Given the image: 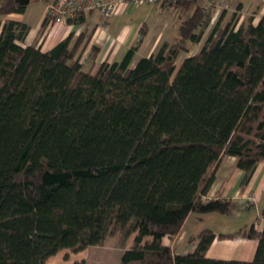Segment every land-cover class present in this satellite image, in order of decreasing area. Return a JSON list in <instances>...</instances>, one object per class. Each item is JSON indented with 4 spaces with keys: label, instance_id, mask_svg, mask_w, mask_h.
<instances>
[{
    "label": "trees",
    "instance_id": "1",
    "mask_svg": "<svg viewBox=\"0 0 264 264\" xmlns=\"http://www.w3.org/2000/svg\"><path fill=\"white\" fill-rule=\"evenodd\" d=\"M172 3L189 14L176 41L135 65L145 31L113 63L98 62L91 46L86 67L85 35L48 51L25 45L30 25L2 18L27 4L0 0V264H46L119 233L135 234L120 264H264V228L255 225L204 228L187 254L163 241L192 213H233L232 198L204 199L222 158L238 157L244 185L264 161V14L242 21L235 12L222 26L223 13L201 50L178 64L217 5ZM236 235L257 240L252 261L206 256L217 237Z\"/></svg>",
    "mask_w": 264,
    "mask_h": 264
},
{
    "label": "crops",
    "instance_id": "2",
    "mask_svg": "<svg viewBox=\"0 0 264 264\" xmlns=\"http://www.w3.org/2000/svg\"><path fill=\"white\" fill-rule=\"evenodd\" d=\"M157 6L164 5L130 4L123 6L112 17H106L98 11H91L85 13V20L82 23H53L47 17V0H33L27 4L24 12L11 13L3 17L2 21L8 18L28 23L30 31L25 45L36 44L44 51L50 50L70 34H73L72 43L83 34L85 40L89 41L83 59L90 60L91 46H96L98 47V62L108 61L110 63L120 61L145 31L132 63L135 65L140 57L153 53L164 41V34L161 30H156L154 21L149 20L152 11ZM244 177L245 172L238 166V157L229 155L222 158L216 169L215 180L207 194L204 195V199L232 198L237 201V206L231 215L217 212L207 213L219 215H210L211 220L207 221V225L202 229L209 227L217 234H221L234 233L252 225H255L258 230L264 228V161L258 163L252 178L245 185L243 184ZM192 214L188 216L177 235L165 236L163 239L164 243L171 245L176 253L187 254L196 248L197 241L192 242L183 250L180 248L178 250L177 245L174 244ZM200 219L207 220L204 217ZM257 245V240L243 235L230 238L217 237L206 256L211 259L252 261Z\"/></svg>",
    "mask_w": 264,
    "mask_h": 264
},
{
    "label": "rangeland",
    "instance_id": "3",
    "mask_svg": "<svg viewBox=\"0 0 264 264\" xmlns=\"http://www.w3.org/2000/svg\"><path fill=\"white\" fill-rule=\"evenodd\" d=\"M220 1L221 0H217V2ZM138 5L152 4L145 3ZM239 5H241L240 10L238 8ZM161 9L163 10L161 11ZM235 12L239 14L242 21H246L252 15L258 20L264 14V0H224L223 3L216 7L211 23L201 42L190 45L189 52L181 54L178 59V64H180L188 55L197 54L201 50L223 13H225V15L222 20V26H225L232 20ZM188 16V12L184 11L178 3H172L165 6H157L154 11H152L149 20L154 21V24H156V30L159 29L162 34H164L163 40L176 41L180 36L179 28L181 21ZM83 62L86 67L91 63V61L87 59H83ZM254 211L256 213V210ZM210 215L219 214H203L202 217L207 219L206 221L200 219L199 215L197 216L195 213L191 215L186 226L179 234L177 241L174 243L177 245L176 248H178V250L179 248L180 250H183L190 246V237L197 235L200 230L207 225V221L209 222L211 220ZM134 237L135 234L125 237L123 234L119 233L109 236L103 245L88 246L82 250L65 248L50 257L46 264H73L75 261L81 260H84L87 264H120L121 257L125 250L133 246Z\"/></svg>",
    "mask_w": 264,
    "mask_h": 264
},
{
    "label": "built area",
    "instance_id": "4",
    "mask_svg": "<svg viewBox=\"0 0 264 264\" xmlns=\"http://www.w3.org/2000/svg\"><path fill=\"white\" fill-rule=\"evenodd\" d=\"M178 0H47V17L53 23L68 22L69 18L91 11H98L106 17L117 14L125 5L162 4ZM210 4L219 5L221 0H208Z\"/></svg>",
    "mask_w": 264,
    "mask_h": 264
},
{
    "label": "water",
    "instance_id": "5",
    "mask_svg": "<svg viewBox=\"0 0 264 264\" xmlns=\"http://www.w3.org/2000/svg\"><path fill=\"white\" fill-rule=\"evenodd\" d=\"M19 2L22 4H28L30 2V0H19Z\"/></svg>",
    "mask_w": 264,
    "mask_h": 264
}]
</instances>
